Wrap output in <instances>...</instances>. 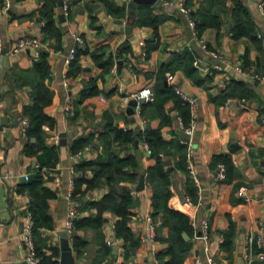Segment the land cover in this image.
Instances as JSON below:
<instances>
[{"label":"crops","instance_id":"obj_1","mask_svg":"<svg viewBox=\"0 0 264 264\" xmlns=\"http://www.w3.org/2000/svg\"><path fill=\"white\" fill-rule=\"evenodd\" d=\"M55 1L53 19L61 36L59 40L53 36L43 43L40 41L42 23L38 19L42 0H9L6 8L3 6L4 0H0V51L4 47L8 50L20 38L29 37L39 39L40 47L48 52L45 83L52 96L44 110L53 116L51 125H42L45 131L43 145L36 152L41 154L42 147L51 149L52 163L40 166L36 153L31 152L32 148L25 151L26 132L23 135L21 130V119L26 117L23 116L24 108L31 103V91L41 79L35 67L39 58L38 49H24L14 56L7 53V61H3L1 55L0 262L26 264L23 233L27 214L32 212L30 191L26 186L30 177L40 172L43 180L42 187L38 188V198L46 202L47 217L42 219L46 223L42 224L44 229L40 237L45 244L39 245V262L45 264L44 259L49 257L59 263L58 231L66 230L65 219L69 206L74 203L78 207L72 195L75 178L80 174L92 178L96 169L93 161L97 155L107 158L106 154L113 150L120 157L131 154L136 158L138 176L130 184L134 203L129 207V225L132 232L140 237L147 225L146 215L153 211L152 190L146 181V169L154 162L149 157V143L136 139L137 142L127 143L124 147L114 141L105 150L102 140L95 138L94 145H84L88 149L81 156L76 155V152L84 147L71 151L78 137L100 134L107 141L113 138L118 128L140 127L141 131L159 129L163 138L172 142L161 153L163 168L170 178L168 187L171 193L167 206L187 217L192 215L198 225L202 219L209 222V247L216 264H249L244 259L246 236L257 232L260 224L264 226V78L254 77L253 73L247 71H238L234 65L242 63L264 75V19L259 16L255 5L250 2L248 9L260 39L257 45L247 37L234 38L229 30L232 0L225 1L226 10L219 26L206 28L201 36L197 33L209 49L219 51L229 60L227 68L219 69L217 66L221 62L204 52L189 23L193 10L203 0H193V4L188 6V13L181 12L178 7L179 3L184 5L185 0H157V4H148L153 14L162 17L156 30L151 25L135 22V15L130 8L131 0H116L122 6L123 2H127L123 6L125 12L119 16L112 15L104 7H98L96 23L99 27L91 25L90 13L85 6L88 0ZM165 1L172 4L167 5ZM65 4L69 6L68 13L63 9ZM130 21L132 38L124 29ZM74 34L84 39L82 46L77 45ZM152 39L155 45L147 50ZM140 41L142 44H139ZM73 47H88V50L77 58V69L70 71L71 63H66L65 57ZM99 47H103L101 51L104 57L111 55L114 59L110 71L102 75V68L91 56V51ZM121 47L128 49H124L119 56L118 50ZM192 58L198 59L199 64L195 65ZM163 68L166 69L164 84L170 87L176 97L166 100L161 110L148 105L140 112L139 107L135 106L134 113H128L129 101L135 98L129 97V101L125 102L123 97L143 87L153 90L156 75ZM169 74L173 75L172 80L167 78ZM94 79L98 81L97 92L82 97L81 92ZM174 86L195 99L193 113L190 107L189 111L187 102L175 92ZM187 109L189 117L191 115L190 121L193 115L196 119L191 160L197 177L195 184L202 196L201 204L196 209L185 202V194H188L184 190L186 175L179 166L181 149L176 144H185V138L178 130H183L182 124L186 125L182 112ZM34 141L31 138V142ZM81 161L87 162L83 170L77 167ZM219 163L226 167L227 175L224 179L217 177ZM141 174L144 175V187L137 190L135 186ZM241 185H246L250 200L237 195ZM85 187L86 183L82 182L81 189ZM109 191V183L106 178H102L99 185L86 190L82 200L98 201ZM96 212V208L92 207L91 213ZM117 219L113 212L104 210L100 228L76 231L87 240L80 254L71 245L73 256L79 264H93L96 260L102 264L106 261L114 264L116 259L118 264L123 260V255L116 259L113 257L114 244L119 246V253L122 251L123 254L124 240L116 237L113 230ZM153 223L155 241L142 243L139 238L138 247L127 258L126 264H166L170 259L169 254L161 253L169 246V228L163 226L157 218ZM191 228L194 235V229ZM222 230L232 234L231 246H220L219 236L224 238L219 232ZM193 235L183 232L189 248L178 264H194L196 256L204 259L203 242ZM71 238L69 235L70 244ZM108 239L112 241L110 244L107 243ZM34 240L36 242V236ZM104 243L110 248L109 254L98 253L102 251L100 247Z\"/></svg>","mask_w":264,"mask_h":264},{"label":"trees","instance_id":"obj_2","mask_svg":"<svg viewBox=\"0 0 264 264\" xmlns=\"http://www.w3.org/2000/svg\"><path fill=\"white\" fill-rule=\"evenodd\" d=\"M226 0H203L198 8L193 10L191 18L194 20L195 29L199 36L202 35L203 31L208 27L219 26L222 23V14L226 10L225 6ZM100 2V3H97ZM233 5L231 7V16L232 20L230 22L229 30L232 31L234 38L247 37L256 45L259 44L260 39L256 35L255 23L253 22V17L248 9V7L241 0H232ZM184 4L186 7L193 4V0H185ZM56 4L55 0H42L41 5L39 6V21L42 23L41 26V42L49 41L53 36H56L57 39H60L61 31L54 24L53 19V5ZM86 8L89 10V16L91 20V25L94 27H99L96 23V13L98 7H104V9L111 13L114 16L122 15L125 12V7L117 3L116 0H88L85 4ZM130 8L135 15V22L139 25L148 24L156 30L157 25L162 20V17H159L153 14L152 8L148 4H135L130 3ZM156 34V31H154ZM151 43L148 47L154 46V40H150ZM103 47L93 49L91 51V56L102 68V74L109 72L111 67L114 64L113 57L106 56L104 57V52L101 51ZM128 47H121L118 50L119 56L121 52ZM88 47L81 48L76 47V53L74 58L71 60L70 71L77 69V58L83 51H87ZM39 58L35 62V67L37 68L40 74V80L34 85L33 90L31 91V103L25 106L23 111V116L28 118V126L26 130V141H25V151L31 149L32 153H36L40 146H42L43 137L45 131L42 128L44 123L50 124L53 122V116L46 113L44 110L45 107L51 101V94L48 91L45 80L48 75V66L46 62V57L48 55L47 50L44 47H39ZM193 58L191 59V61ZM166 69L163 68L158 71L156 75V81L153 85L154 91V100L150 102H142L139 105L140 112L144 111V108L148 105L154 106L157 110H161L163 103L170 99L175 98V94L172 92L168 85L164 84ZM97 79L92 80L91 84L81 92V96L92 95L97 92L98 83ZM188 109L189 105L186 103ZM183 111L184 124H189L191 115L189 117V111ZM182 115V116H183ZM31 138H34L35 141L31 142ZM95 138H100L103 142V148L108 149L110 143L114 141L122 144L124 147L127 143H134L136 139L144 140L149 143V157L154 160V162L147 167L146 171V181L149 184L152 190V205L153 211L151 212L153 221L155 218L161 220V224L169 228V246L166 251L161 253L169 254L170 259L166 264H175L180 261L182 255L188 250L189 244L183 238V232L188 235H193V230L191 228L189 218L187 215L171 209L167 206V199L170 196L169 190V175L163 168V161L161 160V153L170 141H166L160 133L159 129H146L141 131L140 127L135 129H116V132L113 138L105 140L100 136V134H88L84 137H78L72 144L71 151H76L84 147L86 144L94 145ZM178 148H180V158L179 166L183 169L186 177L184 190L188 193L193 201L197 200L198 197V187L195 184L193 178L191 177L187 167H186V144L176 143ZM122 146V147H123ZM51 150V149H50ZM42 147L41 154L36 153L37 162L40 166L49 165L52 163L53 155L52 152ZM110 156L108 157V155ZM107 158L104 155H97L93 164L96 165L94 169V175L92 178H87L84 174H80L75 178V187L72 192V195L75 198V201L78 204L79 217H76L73 220V234L71 238V245L77 254H80L86 247L87 240L81 237L76 231L93 228L98 229L102 223V213L104 210H110L117 217V221L114 225V235L116 237H121L124 240L123 244V257L118 264H126L127 258H129L139 244V237L136 236L129 225L130 221V212L129 207L134 203L132 197V189L130 184L135 182L138 173L135 169L136 158L133 155H126L120 157L117 151L113 150L106 154ZM87 165V162L81 161L78 164V168L83 170ZM131 167V168H130ZM227 175V174H226ZM102 178H106L110 186V191L100 200L94 202H84L82 196L86 190L99 185L102 182ZM43 178L40 172L33 174L26 186V189L30 191L31 197V216L33 221V235L36 236L35 249L38 251L39 245L45 244L43 239L40 237L42 230L44 229L42 224L46 223L42 219L47 217L46 202L40 201L38 198V188L42 187L41 182ZM82 182L86 183V187L81 189ZM197 192V195H196ZM41 207L42 209L38 208ZM96 208V213H91V208ZM87 211V213H86ZM223 234L224 238L220 244L221 247L225 248L226 246H231L232 234L226 230L219 231ZM35 241V240H34ZM105 254H109L110 248L105 243L100 247ZM99 248V249H100ZM264 250V247L262 248ZM39 252H37L38 254ZM98 255V254H97ZM45 264H58L57 261L44 259ZM109 261H106L104 264H108ZM40 264V262H39ZM93 264H102L99 260H96ZM178 264V263H177ZM254 264H264V259L256 260Z\"/></svg>","mask_w":264,"mask_h":264},{"label":"built area","instance_id":"obj_3","mask_svg":"<svg viewBox=\"0 0 264 264\" xmlns=\"http://www.w3.org/2000/svg\"><path fill=\"white\" fill-rule=\"evenodd\" d=\"M246 5L249 8V3L252 2L256 9L257 12L259 14V16L261 18L264 19V0H243ZM167 5H171L172 2L170 1H165L164 2ZM4 8L9 6V0H4ZM179 9L181 12L183 13H188L190 11L189 7H186L185 5H183L182 3H179L178 5ZM68 8L69 6L67 4H65L63 6V9L65 11V13H68ZM189 23L193 29V34L195 35V37L199 40V42H201V45L204 49V52L208 55H210L211 57L217 58L220 62L221 65L217 66V68L222 69V68H227L230 65L229 60L227 59V57L225 55H223L222 53H220L217 50H213V49H209L206 46V43L203 39L198 38L197 36V31L195 29V23L194 21L190 18ZM75 35V40L77 42V45L82 46L84 44V39L78 35V34H74ZM139 44H142V41L139 42ZM40 47V41L37 38H29V37H23L18 39L17 41H15L10 48L8 49V55L10 56H14L17 53H19L20 51L24 50V49H28V48H33L35 51L37 49H39ZM56 52H60V50H57ZM76 53V47H73L69 50V52L66 54L65 57V62L69 63L71 62V60L74 58ZM1 51H0V56H1ZM193 63L195 65H198V59H194ZM234 68L238 71H247L250 73H253L254 77H257L259 79H263L264 75L257 73L254 71V68L249 66H245L242 63H237L234 65ZM168 79H173V75L169 74ZM174 90L177 94H179V96L188 103L191 112L193 113L194 108H195V99L192 98L191 96H189L188 94L184 93L183 91L180 90L179 87L174 86ZM129 97H133L135 98V100L137 101V105L136 107H139V105L142 102H150L154 100V92L150 87H143L140 90L132 93L131 95L128 96H124L123 100L125 102L129 101ZM178 120L180 122V124H182L181 118L178 117ZM262 122L264 124V118L262 119ZM21 130L23 135L26 132L27 126H28V119L27 117H23L21 119ZM183 130L189 134L190 138L189 139H184L183 141L186 144V163H187V169L191 175V177L193 178L194 182L197 183V177H196V173L192 164V154H193V141H192V135L194 133V130L196 128V119L194 117V115L192 116L191 121L189 122L188 125H181ZM145 146L147 147V145L145 144ZM88 147H84L81 150H78L76 152V155L81 156L85 151H87ZM264 152V151H263ZM217 177L219 179H224L226 177V167L223 163H219L217 165ZM70 194V191H69ZM237 195L244 198L245 200H250V197L247 195V187L246 185H241L238 190H237ZM201 190L198 188V198L196 201H193L190 196L188 194H185V202L190 205L191 207H193L194 209H196L200 204H201ZM79 213V209L77 207L76 204H71L67 210V215H66V219H65V228L68 232V234L70 236H72L73 234V220L76 217V215H78ZM189 222L190 225L193 227L194 229V238L198 239L200 241L203 242V246H204V254L205 257L202 260L200 257L196 256L194 258V264H216L215 258L213 256V253L210 251V247H209V237H210V225L209 222L206 219H202L200 222V225L197 224L195 218L189 214ZM146 228L145 231L142 232L140 234V241L142 243H152L155 241V229H154V223H153V218L152 215L149 213L146 215ZM263 231H264V226L262 224H260L258 226V230L255 233H250L246 236V242H247V249L244 252V259L251 264L253 262L254 259H264V250L263 248ZM23 239L24 242L26 244V254H25V260L27 262V264H39L40 258L36 252L35 249V241H34V235H33V221H32V216L31 213L29 212L27 214V223L25 225V229H24V233H23ZM223 237L222 235L219 236V242H222ZM112 241L111 240H107V243L110 244ZM122 251L120 253H118V257H121ZM117 257V258H118ZM117 259L115 260L114 264H117ZM0 264H2L0 262Z\"/></svg>","mask_w":264,"mask_h":264},{"label":"water","instance_id":"obj_4","mask_svg":"<svg viewBox=\"0 0 264 264\" xmlns=\"http://www.w3.org/2000/svg\"><path fill=\"white\" fill-rule=\"evenodd\" d=\"M131 2L135 4L140 3H147L150 5L157 4V0H131ZM127 2H123V6H126ZM125 33L129 35L130 38H132L131 31H132V22L130 21L128 24L124 26ZM7 47H4L1 49V54L3 56V61H7ZM137 105V101L135 99H131L128 104V113L133 114L135 111V106ZM132 121L134 118L132 117ZM178 133L185 139H189L190 136L183 130H178ZM60 135L64 136V133H61ZM63 142V141H62ZM137 142V141H135ZM144 187V175H140L139 180L135 188L137 190H141ZM58 237L60 241L59 249H60V255H59V263L58 264H79V261L75 259L72 253V247L69 240V234L67 230L62 229L58 231ZM57 237V238H58ZM114 240V237H112V241ZM119 253V246L117 244L113 245V257L116 259L118 257ZM27 264V262H25ZM24 264V263H23Z\"/></svg>","mask_w":264,"mask_h":264}]
</instances>
